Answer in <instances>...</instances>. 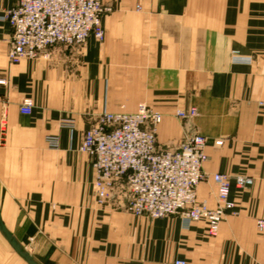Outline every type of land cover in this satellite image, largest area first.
<instances>
[{"label": "crops", "instance_id": "obj_1", "mask_svg": "<svg viewBox=\"0 0 264 264\" xmlns=\"http://www.w3.org/2000/svg\"><path fill=\"white\" fill-rule=\"evenodd\" d=\"M17 0H0V15ZM105 37L12 64L0 18V210L39 264H264V0H104ZM141 5V9H137ZM251 62H235L232 52ZM25 98L30 114L20 111ZM159 110V145L207 137L209 174L231 176L216 236L202 219L135 216L125 200L94 197L91 157L79 150L103 111ZM196 106L184 120L180 108ZM63 118L74 129L60 126ZM50 136L58 137L52 147ZM221 140V144L216 141ZM254 179L240 189L235 176ZM198 196L215 206L209 179ZM0 264H28L0 232Z\"/></svg>", "mask_w": 264, "mask_h": 264}, {"label": "built area", "instance_id": "obj_2", "mask_svg": "<svg viewBox=\"0 0 264 264\" xmlns=\"http://www.w3.org/2000/svg\"><path fill=\"white\" fill-rule=\"evenodd\" d=\"M105 11L103 0H17L0 15L13 30L8 59L17 64L25 58H38L57 44L79 47L90 36L101 41L105 37L102 24ZM234 58L250 62L236 54ZM32 109L33 101L25 98L20 111L30 114ZM197 113L196 107L176 111L182 119H190ZM162 120L163 114L147 104H141L134 112L105 110L98 115L84 132L79 147L92 159L95 195L105 202L118 190L117 198L125 200L136 216L163 218L180 214L186 225L205 219L209 234L216 236L226 213L235 210L229 198L231 177L204 170L209 158L207 138L199 133H186L176 147L159 145L157 133ZM59 123L69 129L76 126L73 118H63ZM48 141L52 147L58 146L57 136H50ZM208 179L217 190L213 207L198 199V186ZM253 181L246 175L235 178L240 189ZM257 227L264 229L263 219L257 220ZM175 264L186 261L178 260Z\"/></svg>", "mask_w": 264, "mask_h": 264}, {"label": "water", "instance_id": "obj_3", "mask_svg": "<svg viewBox=\"0 0 264 264\" xmlns=\"http://www.w3.org/2000/svg\"><path fill=\"white\" fill-rule=\"evenodd\" d=\"M0 232L8 241L13 250L21 256L28 264H39L23 247L22 243L8 230L6 225L4 224L1 216L0 210Z\"/></svg>", "mask_w": 264, "mask_h": 264}, {"label": "rangeland", "instance_id": "obj_4", "mask_svg": "<svg viewBox=\"0 0 264 264\" xmlns=\"http://www.w3.org/2000/svg\"><path fill=\"white\" fill-rule=\"evenodd\" d=\"M103 5H104V7L106 8V11H105V13L104 14H106L107 12H109L110 10H111V7L110 6H108V5H106L105 3H104V0H103ZM137 9H141V5H137ZM104 16V15H103ZM103 16H102V24H103ZM103 27H104V25H103ZM100 41V40H99ZM102 41V40H101ZM235 54L236 55H238V52L237 51H233L232 52V56H233V58H234V56H235ZM237 58V57H236ZM236 58H234V61L235 62H239V60L238 59H236ZM250 62H251V60H250ZM191 107H196V106H191ZM190 108V107H189ZM197 108V107H196ZM180 109H188V108H180ZM178 110V109H177ZM176 110V111H177ZM198 110V109H197ZM114 112V111H113ZM116 112V111H115ZM175 114H176V112H175ZM198 114V113H197ZM177 116V115H176ZM178 117V116H177ZM180 118V117H179ZM193 118V117H192ZM180 119H182V118H180ZM191 119V118H190ZM184 120H188V119H184ZM188 133V132H187ZM200 134V133H199ZM202 135V134H201ZM204 136V135H203ZM206 137V136H205ZM184 138V137H183ZM207 138V137H206ZM182 142V141H181ZM207 143H208V140H207ZM227 174V173H226ZM229 175V174H228ZM238 175H242V176H245V175H243V174H238ZM238 175H236V176H238ZM236 176L234 177V178H236ZM231 177V176H230ZM209 180V179H208ZM208 180H205V181H208ZM204 182V181H203ZM202 183V182H201ZM248 186V185H247ZM118 190H115V191H113V194H115L112 198H110V200H113V199H117V197H119V193L117 192ZM94 197L96 198V200L99 202V203H102V202H100V197H98L97 195H95V190H94ZM109 199V198H108ZM198 199H199V196H198ZM200 200V199H199ZM107 201V200H106ZM105 201V202H106ZM200 201H202V200H200ZM216 205V204H215ZM211 207H213V206H211ZM128 208V207H127ZM128 210L131 212V210L128 208ZM232 213V214H236V213H238L237 212V210L235 209V210H233V211H228L227 213H226V215L228 214V213ZM132 213V212H131ZM133 214V213H132ZM172 215H175V214H172ZM176 215H179L180 217H181V215L180 214H176ZM225 215V216H226ZM136 216V215H135ZM168 216H170V215H168ZM147 217V216H146ZM182 218V217H181ZM225 218V217H224ZM205 220V219H204ZM224 220V219H223ZM222 220V221H223ZM264 220V219H263ZM207 222V221H206ZM258 228V227H257ZM259 229V228H258ZM260 230V229H259ZM264 230V229H263ZM207 231H208V227H207ZM208 234H209V232H208ZM210 235V234H209ZM210 236H212V235H210Z\"/></svg>", "mask_w": 264, "mask_h": 264}]
</instances>
